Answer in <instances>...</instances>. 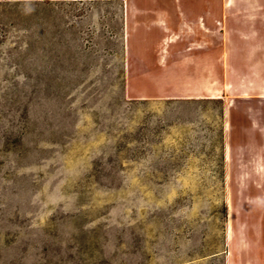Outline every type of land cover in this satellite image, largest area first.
Listing matches in <instances>:
<instances>
[{"label":"rangeland","instance_id":"374dc122","mask_svg":"<svg viewBox=\"0 0 264 264\" xmlns=\"http://www.w3.org/2000/svg\"><path fill=\"white\" fill-rule=\"evenodd\" d=\"M0 264H264V0H0Z\"/></svg>","mask_w":264,"mask_h":264},{"label":"trees","instance_id":"16d2710c","mask_svg":"<svg viewBox=\"0 0 264 264\" xmlns=\"http://www.w3.org/2000/svg\"><path fill=\"white\" fill-rule=\"evenodd\" d=\"M221 116H223V112L221 113Z\"/></svg>","mask_w":264,"mask_h":264},{"label":"crops","instance_id":"0c3cea01","mask_svg":"<svg viewBox=\"0 0 264 264\" xmlns=\"http://www.w3.org/2000/svg\"><path fill=\"white\" fill-rule=\"evenodd\" d=\"M228 155V154H227Z\"/></svg>","mask_w":264,"mask_h":264}]
</instances>
